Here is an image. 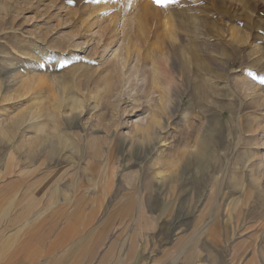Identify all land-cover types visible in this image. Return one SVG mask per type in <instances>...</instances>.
I'll return each mask as SVG.
<instances>
[{
    "label": "rangeland",
    "instance_id": "rangeland-1",
    "mask_svg": "<svg viewBox=\"0 0 264 264\" xmlns=\"http://www.w3.org/2000/svg\"><path fill=\"white\" fill-rule=\"evenodd\" d=\"M65 224L89 233L87 264L103 226L107 264L201 227L220 264H264V0H0V231Z\"/></svg>",
    "mask_w": 264,
    "mask_h": 264
},
{
    "label": "crops",
    "instance_id": "crops-1",
    "mask_svg": "<svg viewBox=\"0 0 264 264\" xmlns=\"http://www.w3.org/2000/svg\"><path fill=\"white\" fill-rule=\"evenodd\" d=\"M45 182L48 183L46 179H42V182L38 183L41 184L40 189L36 186L31 188H36L32 191L35 197L36 195L46 194L48 190H46ZM55 189L56 186L53 185L48 194L56 193ZM69 216L71 215H65V217ZM137 220L136 223L140 224L139 216H137ZM103 222L106 223V220L102 221L101 224ZM103 228L102 237L105 245L102 246L97 264H107L106 257L110 254L109 252H112L111 245H107L108 238L105 227L103 226ZM84 230L85 227L82 224H65L61 227L49 226L34 231L33 241H27L32 236L27 237L24 232L21 237L20 227L19 230L5 228L0 231V234H2L0 235V264H87L85 262L86 244L90 237L89 233ZM158 231L152 238V247L147 245V248L139 253L138 258L140 261L137 264H220L215 255L216 250H219L218 238L211 234V237H209V234L203 232L202 227L189 233L187 230L180 231L178 234L176 233L172 241L168 240L167 232L162 234L160 233L162 229ZM14 235L18 236L15 237ZM123 235H126V233ZM118 236L116 235L113 239L115 242L118 241L116 240L119 238ZM128 236L131 237L130 232H128ZM141 237L143 244L148 242L145 235H141ZM17 239L21 244L18 248L21 252L18 253V256H16L17 254L14 257L7 256L11 245L15 244ZM113 240L110 243H113ZM122 240L126 241V239ZM102 253L103 255H101ZM122 255L123 257L127 255L126 248L123 250ZM260 259L259 257H247L245 264H262ZM224 262L222 264H234L233 259L230 258H226ZM115 264H117V261ZM130 264L135 263L131 262Z\"/></svg>",
    "mask_w": 264,
    "mask_h": 264
},
{
    "label": "bare ground",
    "instance_id": "bare-ground-1",
    "mask_svg": "<svg viewBox=\"0 0 264 264\" xmlns=\"http://www.w3.org/2000/svg\"><path fill=\"white\" fill-rule=\"evenodd\" d=\"M184 31V30H183ZM198 55H196L195 54V50H194V52H191L190 53V57H191V63H195V65L196 66H198V67H200L201 69H205V64L204 63H202V62H200V60H198V57H197ZM76 56L75 55H71V56H67L65 59H64V61H65V64H71V63H73V62H76ZM184 59H186V58H184ZM184 59H182V60H184ZM189 63H186V60H185V62L183 61L182 62V64H181V68L184 70V69H187L186 68V65H188ZM192 65V64H191ZM70 66H74V64H72V65H70ZM195 66V67H196ZM192 68V67H191ZM194 68V67H193ZM184 82H185V79H184ZM240 82V81H239ZM239 82H238V84H239ZM241 83V82H240ZM238 84H236L235 86V88L237 89V91L238 90H240V89H246V88H243V87H240V86H242V85H240V86H238ZM244 84V83H243ZM202 85V87H201V91H202V94H203V96H205V97H209V95H211V94H214V95H217V93L216 92H214V90L211 88V87H209L208 85H205V84H201ZM229 90H231V88L229 89ZM232 91V90H231ZM236 91V92H237ZM241 91V90H240ZM233 92V91H232ZM244 92V91H243ZM242 92V93H243ZM237 94H239V93H237ZM216 99V101H217V99H219V98H217V97H215ZM227 106H225V107H223L221 110H220V112H219V115H214L213 117H211L210 118V123L212 124V125H210L211 127L210 128H215V129H217V128H221L222 127V125H221V123H222V121L220 120V117L223 115V113H224V108H226ZM230 110V109H229ZM232 115V113H231V111H230V116ZM223 117V116H222ZM221 117V118H222ZM149 128V127H148ZM147 128V132H149V129ZM137 129V131L138 130H144V126H140V125H138V126H136L135 127V130ZM141 131V132H142ZM143 133H144V131H143ZM148 136V135H147ZM210 163V156H209V145H208V138L207 137H203L199 142H198V144H197V150H196V152H195V154L193 155V156H190V157H188L187 159H186V161H185V164L186 165H194L197 169H200V170H202L203 168H205L206 166H208V164Z\"/></svg>",
    "mask_w": 264,
    "mask_h": 264
},
{
    "label": "snow or ice",
    "instance_id": "snow-or-ice-1",
    "mask_svg": "<svg viewBox=\"0 0 264 264\" xmlns=\"http://www.w3.org/2000/svg\"><path fill=\"white\" fill-rule=\"evenodd\" d=\"M155 2H156V3H161V2H162V0H155Z\"/></svg>",
    "mask_w": 264,
    "mask_h": 264
}]
</instances>
